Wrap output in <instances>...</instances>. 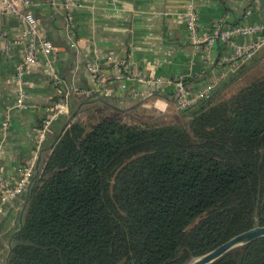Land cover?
Here are the masks:
<instances>
[{"label": "trees", "instance_id": "obj_1", "mask_svg": "<svg viewBox=\"0 0 264 264\" xmlns=\"http://www.w3.org/2000/svg\"><path fill=\"white\" fill-rule=\"evenodd\" d=\"M255 55L176 120L143 119L111 95L68 98L28 196L4 204L25 201L6 264H183L264 225V45ZM210 264H264V236Z\"/></svg>", "mask_w": 264, "mask_h": 264}, {"label": "crops", "instance_id": "obj_2", "mask_svg": "<svg viewBox=\"0 0 264 264\" xmlns=\"http://www.w3.org/2000/svg\"><path fill=\"white\" fill-rule=\"evenodd\" d=\"M30 1L41 32L53 46L58 82L45 73L44 62L26 76L24 89L30 107L13 108L8 129L0 130V176L6 181H13L18 168L34 153L38 160L41 148L49 144V135L62 128L59 117L53 120L36 149L37 130L48 107L64 95H77L76 89L95 86L87 63L110 75V63L124 59L131 71L170 78L174 82L162 89L150 88L136 79L113 80L108 86L123 109L146 104L162 113L174 110L178 116L181 111L174 104L175 82L200 72H204L202 82L220 72L230 76L247 60L236 58V45L257 42L264 36V29L235 33L228 42L197 49L184 18L188 9L194 10L199 32L206 37L217 24L258 26L264 23V0H78L76 6H67L62 0ZM20 32L18 19L4 14L0 5V123L9 110L6 100L18 87L15 64L25 52L22 42L11 45L7 40L17 38ZM24 202L17 198L0 211V264L7 263L11 235L20 225Z\"/></svg>", "mask_w": 264, "mask_h": 264}, {"label": "built area", "instance_id": "obj_3", "mask_svg": "<svg viewBox=\"0 0 264 264\" xmlns=\"http://www.w3.org/2000/svg\"><path fill=\"white\" fill-rule=\"evenodd\" d=\"M65 5L76 6L78 0H62ZM1 11L4 14L16 17L21 25V32L17 38L7 40V44L22 42L25 46V52L15 64L14 79L18 84L16 92L6 100L8 112L0 123V130L6 132L9 127L11 110L28 109L30 104L27 100V94L24 89L26 76L36 65L44 64L45 73L55 82H58V74L53 64V46L41 32L39 22L32 13L30 0H0ZM186 26L190 31L191 41L197 49H207L215 42H228L229 37L235 33L248 34L250 32L262 31L264 23L254 26H228L223 27L217 24L211 36L206 37L199 32L198 16L192 9L184 13ZM264 44V36L257 42L239 44L235 47V56L239 60H245L253 56L256 50ZM111 74L107 75L103 70L93 63H87V69L91 73L95 86L92 88H80L74 90V93L91 96L111 95L112 89L108 83L113 80H133L136 79L141 83L148 85L150 88L162 89L174 81L170 78L159 75L145 76L137 71H131L126 66V61L119 60L110 63ZM226 78L223 72L213 74L209 79L187 89L182 82H175L174 104L177 110H187L195 106L202 98L207 96ZM68 97L64 95L60 100L53 102L47 109L46 115L42 119V126L38 128L35 138L36 149L44 141L46 132L49 130L51 122L60 116H67L69 113ZM37 155L34 153L29 162L17 170V176L13 181H6L0 176V211L2 206L25 192L30 182V175L36 166Z\"/></svg>", "mask_w": 264, "mask_h": 264}, {"label": "water", "instance_id": "obj_4", "mask_svg": "<svg viewBox=\"0 0 264 264\" xmlns=\"http://www.w3.org/2000/svg\"><path fill=\"white\" fill-rule=\"evenodd\" d=\"M255 56H252L250 58H248L246 61H244L243 63H241L237 69L229 76V78H227L222 84H220L217 88L222 87V85H224L225 83H227L231 78L235 77L237 74H239L241 71H243L244 69H246L255 59ZM216 88V89H217ZM212 94V93H211ZM210 96V94L208 96H206V99ZM91 100H99V101H104L105 99L103 97H94ZM89 100V101H91ZM204 103V101H200L198 102L195 106H193L190 111H195L197 110L199 107L202 106V104ZM68 121V120H67ZM42 150L40 151L39 154V159L37 162V167L40 161V155H41ZM29 186L30 183L28 184V187L26 189V194L28 196L29 193ZM25 205H23V207L21 208V214L23 213ZM20 226H21V215H20ZM264 236V225H255L251 228H248L246 230H243L235 235H233L232 237L228 238L227 240H225L224 242L220 243L219 245L215 246L214 248H212L211 250L198 255L196 257L191 258L190 260H188L187 262L183 263V264H210L213 261H215L216 259H218L219 257H221L223 254H225L226 252L235 249L237 247H240L252 240H255L259 237H263ZM9 255V254H8Z\"/></svg>", "mask_w": 264, "mask_h": 264}, {"label": "rangeland", "instance_id": "obj_5", "mask_svg": "<svg viewBox=\"0 0 264 264\" xmlns=\"http://www.w3.org/2000/svg\"><path fill=\"white\" fill-rule=\"evenodd\" d=\"M262 62H264V60ZM263 68H264V63L260 66V68H257V72H260L259 70L263 71L264 70ZM255 70L256 68L254 70H250L249 73H247L245 76H242L239 79H237L235 87L244 84L247 79L253 76ZM155 107L156 106H149V105L144 104L143 106L137 109L143 119L157 120V121L177 119V114L176 112H174V110L168 113L166 111L162 113V111H160L158 108L156 109Z\"/></svg>", "mask_w": 264, "mask_h": 264}]
</instances>
